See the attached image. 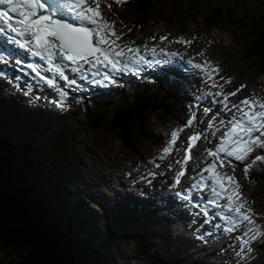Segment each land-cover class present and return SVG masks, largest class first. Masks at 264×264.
Here are the masks:
<instances>
[{
  "label": "trees",
  "instance_id": "trees-1",
  "mask_svg": "<svg viewBox=\"0 0 264 264\" xmlns=\"http://www.w3.org/2000/svg\"><path fill=\"white\" fill-rule=\"evenodd\" d=\"M253 2L264 7V0ZM117 8L128 10L132 24L142 28L150 21L179 25L183 18H199L208 30L226 21L241 47L237 62L256 75L264 73V10L251 12L217 0H126ZM119 84L102 99L72 91L66 111L50 117L37 111L38 121L16 108L9 96L0 100L5 111L0 110V264L136 262V256L125 257L118 250V244L128 242L134 243L143 264H171V255L149 254L168 239V234L147 227L146 211L152 208L121 200L105 214L85 212L87 203L97 201L86 184L92 179V169L83 162L91 158L88 146L79 147L76 139L109 129L120 112L130 123L111 127L113 137L136 150L138 137L153 140L154 127L176 118L185 101L182 79L165 84L128 77ZM249 176L264 181V167L254 166Z\"/></svg>",
  "mask_w": 264,
  "mask_h": 264
},
{
  "label": "rangeland",
  "instance_id": "rangeland-1",
  "mask_svg": "<svg viewBox=\"0 0 264 264\" xmlns=\"http://www.w3.org/2000/svg\"><path fill=\"white\" fill-rule=\"evenodd\" d=\"M217 1H223L229 5L242 6L245 10L250 8L251 12L264 10V7L253 2L254 0ZM108 5H111V8ZM100 11L105 19L115 22L117 33L122 32L124 34L121 40L122 44L139 47L141 52L146 51L148 56H150L151 52L147 51V49L152 47L157 49V53H160L159 50L162 48L166 49L165 53H177L174 57H169L165 53H162L163 55L159 54L160 57L153 60L163 61L161 65L165 68L164 70H162L160 64H157L159 71H153L152 68L156 63H153L151 66H138L132 70L140 69L146 72L151 69V73L146 75V78H151V82L172 84L176 79H182L184 82L182 92L184 93L185 101L182 104V110L177 112L176 118L170 119L165 124H160L159 121L154 122V126L160 125L157 129L154 127L153 140L150 141L146 138L138 137L136 140V150L128 149L124 143L114 138L111 131L113 128L111 127H109L110 131L105 128V130H99L98 132H87L88 134L85 136L76 139L79 147L88 146V153L91 158L83 162L87 167L92 169L91 176H89L92 179L89 182L86 181V184L87 188L92 190V194L97 201L96 203H87L89 210L85 208V212L105 214L108 209L115 208L116 202L121 200H125L128 203H142L147 208H152L151 211H146L145 216L148 220L144 217L147 221V227L151 228L154 232L161 231L168 234V239L165 243H156L150 249L149 254L150 256H162L166 258H169L171 255L173 258L171 259V264H264V235L260 236L252 244L253 252L249 257L244 261H240L235 256L234 248V237L239 233H224L222 230L214 227L215 224L221 223V221L217 220V217L215 218L213 215H210V213L215 214L219 209H216L214 205L208 204L207 206H212V211H208L209 215L207 219L209 223H204L206 217L203 215L201 205H198L197 202L193 203L191 200L190 202H186L176 195L177 192L188 193V190L184 191L180 189L183 184L187 188L188 186L190 188L198 180L200 169L204 167V149L215 147L217 141L213 139L209 143L207 139H201L197 147L193 149L196 152V154L192 155L195 156L194 159L189 160V164L187 163V165L183 166L179 162L172 168L173 164L175 165L178 161V158L181 159L184 156L181 146L184 140L195 132L205 130V124L211 118V114L206 116L203 113V108L211 106L214 110L219 109V105L208 103L205 97L195 100L197 96L205 94L209 89L206 87L204 78L199 73V70L191 68L186 63L187 60L193 59L199 63L210 60L213 64L217 65L220 68V76L232 78V82L225 85V92H232L239 88L240 85H246L247 87L239 91L236 96L229 98L233 103L253 93L264 98V73L256 75L244 63L243 65L241 62H237V58H239L241 53V47L234 39L235 30L226 21L208 30L199 18H183L185 21H179V25L152 24V21H150L148 23L149 26L142 28L136 23L132 24L131 13L128 10H118L115 0H102ZM240 15L242 16V14ZM132 17H135V13H133ZM162 36L167 37V39L161 41L160 37ZM153 37L155 39H152ZM181 38L192 40L193 42L191 44L176 42ZM199 53H203V55H198ZM181 62L182 64H180ZM24 63L27 64L29 62ZM0 69H2L0 74H5L4 77L0 76V100H4L8 98L6 96H9L11 102L16 103L15 107L17 108L18 106L19 110L29 111L34 121H38L39 119V116L36 115L37 111L42 110L46 114V117H50L58 111L61 113L67 110L69 106L67 103L68 96L64 98L62 104L58 103L60 100L58 93L53 88L46 86L45 83L43 85L46 87H42V81L27 67L17 66L11 62H3V64H0ZM188 69L191 72H187ZM66 71L70 75L80 77L82 82L75 77L69 76L71 79H75L77 83L66 85L63 80L56 78L57 85H63V89L68 93L76 89L82 98L94 99H102L110 91L120 88L121 86L118 82H120L121 73L123 75L126 74L125 71L119 73L115 77L116 83L104 81L98 86V83L93 82V80L101 81V77L99 76L93 77L89 73L82 78L79 74L71 73L70 70ZM185 73L189 74L185 75ZM43 74L48 75L44 70ZM48 76L55 77V74L50 73ZM17 78H19L18 81ZM192 81L193 84H191ZM17 83L19 86H17ZM105 84L107 85L106 87L104 86ZM26 85H30L31 91L34 90L35 92L25 95ZM212 91H215V89H212ZM23 96L24 102L22 101ZM210 99V102H212L213 97L210 96ZM28 100L31 102H27ZM0 110L2 113H5L2 109V103L0 104ZM114 111L112 109L109 116H112ZM193 113L196 116L198 113L197 122L191 128H184L178 145H173L174 151L166 155L162 161L159 160L158 157L162 155V148L171 139L170 131L183 127ZM123 116L122 113L118 112L115 118H122ZM152 120L154 119H151V122ZM129 123L130 119L125 116L121 120H118L117 123L114 122L112 127L123 126ZM210 130L215 129H209V133L211 132ZM219 134H222V132H217V137H219ZM198 150H201V152ZM255 154L257 153L254 152L253 155ZM150 161L158 163L160 167L155 168L154 163H150ZM199 161L201 164H198ZM234 163L236 164L235 177L242 186L241 191L243 196L250 201L253 212L257 217L256 222L261 230L264 231V181L253 176V178L249 176L246 179L243 164L240 162ZM170 164L172 165L171 167H169ZM188 166L192 167V172H186L179 185L175 187L171 186L181 168L187 167L189 169ZM149 171H155L158 174L154 178L148 177L147 173ZM223 171L232 173L233 170L231 167L226 166ZM256 173H259V171L256 170ZM149 180H151V183L148 182ZM98 182L101 185H98ZM209 191L207 187L203 190L205 195H209ZM161 200L165 201L166 208H163L158 203ZM195 209H198V212ZM190 213L194 214V218H189ZM240 231H243V227ZM117 247L125 257H128V254L137 257L136 262L128 260L126 264H143L136 253L134 243L118 244ZM221 249L224 250L221 251ZM2 256L3 253L0 252V258Z\"/></svg>",
  "mask_w": 264,
  "mask_h": 264
},
{
  "label": "snow or ice",
  "instance_id": "snow-or-ice-1",
  "mask_svg": "<svg viewBox=\"0 0 264 264\" xmlns=\"http://www.w3.org/2000/svg\"><path fill=\"white\" fill-rule=\"evenodd\" d=\"M101 2L102 0H0V5L7 6L6 9L0 8V33H10L7 43L14 46L5 49L0 45V61L7 62L9 57L15 56V63L21 64L22 53L30 58H37L40 63L29 62L27 68L58 93V103L61 104L68 92L57 85L56 78L63 80L66 85L77 83L75 79H69L65 70L79 74L82 78L89 73L93 77L102 78L101 81L93 80L95 83H116V75L128 70L130 64L151 66L153 63L163 62L146 60L139 47L122 44L124 34L116 32L115 22L103 17ZM115 2L122 4L126 0ZM108 6L111 8V5ZM10 13L16 14L15 17ZM160 39L163 41L167 37L162 36ZM176 42L191 44L193 41L181 38ZM147 51L153 56L157 55L155 47ZM159 51L165 53L164 49ZM165 55L174 57L177 53L166 52ZM186 63L202 74L209 89L205 95L213 97L212 104L219 105V109L214 110L211 106L203 108V113L206 116L211 114V118L207 120L204 131L195 132L184 140V156L180 163L187 165L192 159L193 149L201 139H207L209 143L213 139L217 141L215 147L204 149V167L200 169L198 180L190 187L201 192L206 187L210 190L208 204L219 209L214 215L221 221L214 227L224 233H239L234 237L235 256L244 261L253 252L252 244L264 235V231L257 224L251 203L243 196L242 186L236 180L234 162L243 164L246 179L254 166L264 167V98L253 93L233 103L229 98L236 96L246 85L242 84L235 91L225 92L224 87L232 82V78L220 76L217 65L210 60L199 63L188 59ZM42 69L55 74V77L43 74ZM30 92L31 86L26 85L24 94L29 95ZM202 98L198 97V100ZM197 120L198 117L193 113L183 127L171 131V139L162 148L159 160L162 161L174 151L173 145H178L184 128L194 126ZM209 129L215 130L209 133ZM217 132L222 134L217 137ZM254 152L257 154L253 155ZM150 163H154L155 168L160 167L154 161ZM171 166L170 164L169 167ZM226 166L232 168V173L223 171ZM185 171L182 167L171 186L181 183ZM157 174L149 171L147 176L154 178ZM148 182L151 183V180ZM176 195L185 201L191 199L187 192H177ZM202 211L206 217L204 223H209L208 211ZM242 227L243 231H240Z\"/></svg>",
  "mask_w": 264,
  "mask_h": 264
},
{
  "label": "bare ground",
  "instance_id": "bare-ground-1",
  "mask_svg": "<svg viewBox=\"0 0 264 264\" xmlns=\"http://www.w3.org/2000/svg\"><path fill=\"white\" fill-rule=\"evenodd\" d=\"M158 54H161V55H163L161 52L160 53H157V55ZM4 62V61H3ZM182 62H184V61H182ZM182 62L180 63V64H182ZM10 65V64H9ZM19 66H21L20 64H19ZM178 67V66H177ZM193 71V70H192ZM67 72V71H66ZM5 73H7L6 71H5ZM201 109V108H200ZM197 117H198V113H197ZM191 128V127H190ZM189 128V129H190ZM192 131V130H191ZM195 131V130H194ZM169 132V131H168ZM170 133H171V131H170ZM185 133V132H184ZM188 133V132H187ZM186 136V135H185ZM184 136V137H185ZM182 138V137H181ZM186 140V139H185ZM199 142V141H198ZM176 146V145H175ZM182 148H184V143H182ZM200 149V148H199ZM183 150V149H182ZM198 151H200L201 152V150H198ZM198 151H197V153H198ZM183 153V152H182ZM193 154H196V152H194V150H193ZM182 159V158H181ZM180 158H178V161L175 163V165L173 164V166H172V168H174L179 162H180V160H181ZM205 160V159H204ZM181 164V163H180ZM189 164V163H188ZM184 166V165H183ZM140 172V171H139ZM185 182V181H184ZM188 188H189V186H188ZM174 200V199H173ZM179 202V201H178ZM187 205V204H186ZM194 205V204H193ZM195 207V206H194ZM202 207V206H201ZM194 210V209H193ZM197 212H198V209H195ZM210 215H213V213H210Z\"/></svg>",
  "mask_w": 264,
  "mask_h": 264
},
{
  "label": "water",
  "instance_id": "water-1",
  "mask_svg": "<svg viewBox=\"0 0 264 264\" xmlns=\"http://www.w3.org/2000/svg\"><path fill=\"white\" fill-rule=\"evenodd\" d=\"M116 113H118V112H116ZM116 113L114 114V116H113V121H112V123H111V127L113 126V123L115 122V123H117V121L118 120H121L122 118H124L125 116H123L122 118H115L116 117ZM118 127H120V126H118ZM113 128H117V127H113Z\"/></svg>",
  "mask_w": 264,
  "mask_h": 264
}]
</instances>
